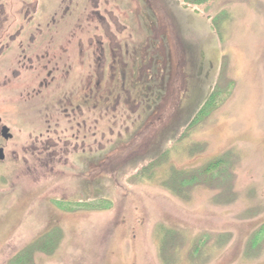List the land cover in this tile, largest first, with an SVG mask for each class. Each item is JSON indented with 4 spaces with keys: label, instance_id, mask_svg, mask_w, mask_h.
Returning a JSON list of instances; mask_svg holds the SVG:
<instances>
[{
    "label": "rangeland",
    "instance_id": "1",
    "mask_svg": "<svg viewBox=\"0 0 264 264\" xmlns=\"http://www.w3.org/2000/svg\"><path fill=\"white\" fill-rule=\"evenodd\" d=\"M154 3L167 56L154 144L105 137L101 175L0 162V264H264V0ZM11 125L16 143L32 132Z\"/></svg>",
    "mask_w": 264,
    "mask_h": 264
},
{
    "label": "flooded vegetation",
    "instance_id": "2",
    "mask_svg": "<svg viewBox=\"0 0 264 264\" xmlns=\"http://www.w3.org/2000/svg\"><path fill=\"white\" fill-rule=\"evenodd\" d=\"M154 1L0 0V162L22 153L101 175L105 137L111 150L137 149L147 136L152 147L167 57ZM14 123L32 131L19 143ZM100 180L83 184L95 208Z\"/></svg>",
    "mask_w": 264,
    "mask_h": 264
},
{
    "label": "trees",
    "instance_id": "3",
    "mask_svg": "<svg viewBox=\"0 0 264 264\" xmlns=\"http://www.w3.org/2000/svg\"><path fill=\"white\" fill-rule=\"evenodd\" d=\"M182 1H184V2H186V3H198V4H201V3H205V2H207L208 0H182ZM184 183V181L183 182H181V185ZM55 240H54V237H51V238H48V240L45 242V245H47V246H50V245H52L53 246V244H55ZM255 244V243H254Z\"/></svg>",
    "mask_w": 264,
    "mask_h": 264
},
{
    "label": "water",
    "instance_id": "4",
    "mask_svg": "<svg viewBox=\"0 0 264 264\" xmlns=\"http://www.w3.org/2000/svg\"><path fill=\"white\" fill-rule=\"evenodd\" d=\"M3 159V155H2V152L0 151V160Z\"/></svg>",
    "mask_w": 264,
    "mask_h": 264
}]
</instances>
